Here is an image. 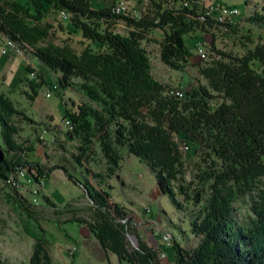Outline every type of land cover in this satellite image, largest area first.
<instances>
[{
	"label": "trees",
	"instance_id": "1",
	"mask_svg": "<svg viewBox=\"0 0 264 264\" xmlns=\"http://www.w3.org/2000/svg\"><path fill=\"white\" fill-rule=\"evenodd\" d=\"M194 1L163 5L154 0L151 14L135 17L115 13L111 6L92 7L91 0H0V32L58 75L54 90L72 88L83 97L78 103L71 100L73 109L64 102V118L72 123L67 136L79 142L76 153L71 158L62 154L46 165L29 157L34 141L18 139L20 120L32 119L0 91V179L13 192L10 197L17 207L39 226L32 203L9 183V177L18 179L24 170L31 181L20 183L28 190L60 169L68 180L86 185L90 213L87 217L72 213L62 222L86 225L105 251L108 264H112L109 253L116 255L119 264L162 261L160 251L139 234L137 245L129 244L127 208L112 200L105 189L111 187L108 179L113 176L123 183L118 169L124 152L148 166L160 192L179 208L183 201H193L197 207L191 209V230L197 241L183 247L173 238L175 264H264V187L260 184L264 176V42L242 55L215 48L219 58L198 66L206 84L183 98L154 76L142 45L147 34L161 29V60L182 70L192 56L185 35L196 24L233 27L218 21L214 12L208 13L209 5L200 8ZM51 10L66 11L71 24L81 31L87 42L80 53L40 43L48 36L50 24L45 19ZM248 19L264 26V2ZM117 20L130 27L128 33L109 28ZM39 77L36 84L46 83L42 72ZM181 140L188 148L194 146L192 153L202 148L190 180ZM53 141L57 142L55 136ZM94 144L105 161L102 170L92 168ZM245 196L250 197L254 213L248 222L238 219L234 206ZM41 200L62 213L47 194L42 193ZM25 230L34 239L29 264H53L46 231L28 225ZM0 264L14 263L0 259Z\"/></svg>",
	"mask_w": 264,
	"mask_h": 264
},
{
	"label": "rangeland",
	"instance_id": "2",
	"mask_svg": "<svg viewBox=\"0 0 264 264\" xmlns=\"http://www.w3.org/2000/svg\"><path fill=\"white\" fill-rule=\"evenodd\" d=\"M120 0H91L92 7L111 6ZM127 8L125 14L139 17L151 14L154 9V0H124ZM163 5L178 4L179 0H156ZM177 1V2H176ZM201 8H207L211 3L235 5L239 8V15L234 17L233 27L210 26L196 24L185 35L186 45L190 48L192 56L184 69L176 70L168 67L160 58V42L163 38L162 30L157 28L151 31L142 40V45L148 51L151 70L154 76L168 88L181 86L185 93L198 89L200 84H206L205 78L199 72L198 66L219 58L215 48L242 55L248 48H253L257 42H264V26L251 22L248 18L259 10L264 0H195ZM50 24L48 36L40 43L67 48L75 53H80L87 42L81 31L75 28L70 19L63 18L60 12L51 10L45 19ZM109 28L123 34L128 33V27L122 20L110 24ZM5 35L0 32V91L8 96L18 109H21L32 121L20 120L18 139L20 141H34L35 150L29 152L31 159H36L43 164L50 165L59 160L63 154L71 158V153H76L78 140L72 139L68 131L72 127L64 126L65 108L73 109L71 100L80 102L82 95L72 88L58 92L54 90L58 75L45 67L31 52L24 55L16 54L4 44ZM202 45L207 55L201 56L198 46ZM6 48V52L2 49ZM26 67L33 68L35 75ZM46 77V83L36 84L40 81L39 74ZM49 94V95H48ZM48 127L46 142L39 143L36 139L37 132ZM54 136L57 142L53 141ZM186 142H179L186 165V177L193 178L199 162L197 153H192L193 145L185 147ZM63 146V147H62ZM68 151H65L63 148ZM92 168L102 170L105 168L103 155L97 144H94ZM70 171L79 175L71 167ZM118 173L123 183L113 176L108 179L111 187H105L112 200L126 206L128 223L131 227L128 242L134 245L137 240L132 236L139 234L150 246L158 249L161 264H175L173 238L183 247H192L197 241L191 230V209L197 208L193 201H183L179 208L167 194L160 192L156 178L148 166L139 161L135 156L123 153ZM95 183V179L90 177ZM264 187V176L260 179ZM34 187V186H33ZM19 188L20 193L26 195L31 202L30 190ZM40 192L39 204H32L39 219V225L29 220L21 208H18L10 197L13 192L9 186L0 179V259L8 263L29 264L34 239L28 235L25 226L33 229H44L48 238V249L52 256L53 264H108L105 251L98 241L91 235L86 225L77 221L62 222L72 213L87 217L89 211V198L84 193L83 187L68 180L62 171L57 169L43 184L38 186ZM26 190V191H25ZM47 194L59 205L56 211L45 205L41 195ZM180 201L182 198L179 196ZM69 203V205H67ZM249 196L238 199L234 206L236 215L242 222H248L254 216L251 211ZM150 207V212L146 208ZM65 209H67L65 211ZM166 232L171 238L164 242L162 234ZM76 246V249H72ZM163 252V254H161ZM112 264H119L117 257L109 253ZM127 264V263H122Z\"/></svg>",
	"mask_w": 264,
	"mask_h": 264
},
{
	"label": "built area",
	"instance_id": "3",
	"mask_svg": "<svg viewBox=\"0 0 264 264\" xmlns=\"http://www.w3.org/2000/svg\"><path fill=\"white\" fill-rule=\"evenodd\" d=\"M127 8L126 2L124 0H120L118 2H115L112 5V11L115 13H125ZM209 10L208 13H215V18L220 21V22H224V23H229V24H233L234 23V17L239 15V8L235 5H228V4H223V3H219V4H210L209 5ZM60 14L63 18H67L68 19V13L64 10L60 11ZM4 44L7 48L12 49L16 54L18 55H22L21 53H19L18 48H15L14 45H7L6 44V39L4 40ZM3 52H6V48L2 49ZM198 52L201 56H205L207 55L206 50H204V47L202 45L198 46ZM31 75H35V70L31 71ZM174 93L179 97V98H183L185 96V92L183 90V88L181 86L174 88ZM49 95V94H48ZM64 126L69 128L72 127V123L71 120L69 118H64ZM49 133V131L44 128L40 131L38 137L40 138L42 143H45L47 138L46 135ZM54 138H52L53 140ZM186 147H188L187 143H185ZM19 179V180H18ZM18 179H14L11 178V183L13 185H15L18 189L21 188L22 184L20 183V180H23L26 182V184H28L27 182V176L25 174V172L23 171V174H19L18 175ZM31 188V187H30ZM30 195H31V203L33 204H39L40 202V192H39V188L38 187H33L32 190H30ZM146 211L150 212V207L146 208ZM162 239L164 240V242L169 241L171 238H169L167 236V233L164 232L162 234ZM72 249H76V246H73ZM163 254V252L161 253Z\"/></svg>",
	"mask_w": 264,
	"mask_h": 264
},
{
	"label": "bare ground",
	"instance_id": "4",
	"mask_svg": "<svg viewBox=\"0 0 264 264\" xmlns=\"http://www.w3.org/2000/svg\"><path fill=\"white\" fill-rule=\"evenodd\" d=\"M239 13H240V10H239ZM5 39H6V44L7 45H14L15 46V48H18V50H19V53H21L22 55H24V50L18 45L19 44V42H18V44L13 40V39H11V38H9V37H5ZM204 57V56H203ZM184 146L186 147V145L184 144ZM23 171L24 170H22V171H20L19 172V174H23ZM10 179H9V183L11 182V178H13V176L12 177H9ZM31 180H30V178H28L27 177V182H30ZM8 183V184H9ZM13 187V186H12Z\"/></svg>",
	"mask_w": 264,
	"mask_h": 264
},
{
	"label": "water",
	"instance_id": "5",
	"mask_svg": "<svg viewBox=\"0 0 264 264\" xmlns=\"http://www.w3.org/2000/svg\"><path fill=\"white\" fill-rule=\"evenodd\" d=\"M79 185L80 186H82L83 188L85 187V191L87 192V196H89V191H88V188H87V186L86 185H84L82 182H80L79 183ZM136 240H137V242H135V246L137 245V243H138V237H137V235L136 234H133L132 235Z\"/></svg>",
	"mask_w": 264,
	"mask_h": 264
},
{
	"label": "crops",
	"instance_id": "6",
	"mask_svg": "<svg viewBox=\"0 0 264 264\" xmlns=\"http://www.w3.org/2000/svg\"><path fill=\"white\" fill-rule=\"evenodd\" d=\"M55 170H57V169H55ZM55 170H54V171H55ZM59 170H60V169H59ZM54 171H53V172H54ZM61 171H62V170H61ZM53 172H52V173H53ZM52 173H51V174H52ZM62 173H63V172H62ZM63 175H64V173H63ZM50 176H51V175H50ZM64 176H65V175H64ZM65 178H67V177L65 176ZM78 185H79V184H78ZM79 186H80V185H79ZM48 196H49V195H48ZM49 197H50V196H49Z\"/></svg>",
	"mask_w": 264,
	"mask_h": 264
}]
</instances>
